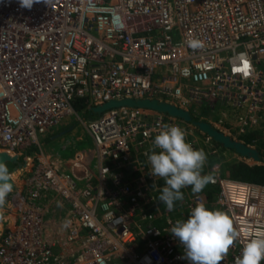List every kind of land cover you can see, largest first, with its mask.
Segmentation results:
<instances>
[{
	"label": "built area",
	"instance_id": "obj_1",
	"mask_svg": "<svg viewBox=\"0 0 264 264\" xmlns=\"http://www.w3.org/2000/svg\"><path fill=\"white\" fill-rule=\"evenodd\" d=\"M128 98L205 105L223 133L264 137V0H41L30 10L0 0V152L18 162L0 208V264H190L170 230L207 199L193 194L162 216V178L148 162L161 126L183 120L128 106L79 118L94 150L76 152L66 172L42 150L39 137L77 114L75 100L95 114ZM204 171L217 189L208 207L239 232L220 264H235L264 236V184L231 179L219 160Z\"/></svg>",
	"mask_w": 264,
	"mask_h": 264
},
{
	"label": "clouds",
	"instance_id": "obj_2",
	"mask_svg": "<svg viewBox=\"0 0 264 264\" xmlns=\"http://www.w3.org/2000/svg\"><path fill=\"white\" fill-rule=\"evenodd\" d=\"M40 2L18 0L21 8L29 10ZM43 3L46 4L47 0H43ZM189 44L193 48L201 46L200 41L195 39L189 41ZM206 159L203 149H194L186 142L185 133L179 126H161L154 137L148 162L151 175L165 181L166 186L162 188L158 201L168 211L174 209L175 202L183 200L182 188L191 186L193 193H199L210 183L211 177L201 174ZM12 190L9 170L0 161V208L5 205L6 197ZM170 233L182 245L183 258L190 264H220L229 247L239 237V232L227 214L220 209H210L203 203L194 206L187 219L177 220ZM261 261H264V236L252 238L244 244L235 264H261Z\"/></svg>",
	"mask_w": 264,
	"mask_h": 264
},
{
	"label": "rangeland",
	"instance_id": "obj_3",
	"mask_svg": "<svg viewBox=\"0 0 264 264\" xmlns=\"http://www.w3.org/2000/svg\"><path fill=\"white\" fill-rule=\"evenodd\" d=\"M201 112L202 116H198V112ZM189 114H192L195 116L196 120L195 121H216L217 114L216 113H211L205 105L201 107L194 106L189 109ZM85 120L86 118L88 119L87 116H84L81 112H77V114H73L70 116H67L63 118L58 129L50 130V132L47 134V139L48 140H43V138L39 137V141L41 143L42 150H44L45 154H48L47 152H53L56 151L57 154L61 155L64 157L66 160L67 158H71L70 156L72 155L74 150H79L81 149L82 152L84 149H90L91 153L93 154V143L90 135L86 132H84V129L80 125L81 121L79 120ZM179 127L184 131L185 133V139L187 141H191L196 149H203V151L206 153L207 159L205 161V164L202 169V175H205L204 168L206 165H208V157L213 156L216 159H218L224 167L228 166L229 163H234V162H242L245 163L249 166H260L263 165V163H255L251 160L243 159L236 153L230 151V150H225V151H220L219 149H214L213 144L211 141L207 138L206 135L201 133L197 128H195L192 124H187L185 122L179 123ZM53 129V128H52ZM236 139L234 135H229ZM63 139V140H61ZM61 140V142H59ZM237 140V139H236ZM70 145L67 146L66 144ZM58 144L61 147L63 144L65 146H62V150L58 148ZM67 148H73L72 150H67ZM214 151V154L213 152ZM212 152V153H211ZM87 154V153H86ZM211 154V155H210ZM88 155V154H87ZM21 160L22 158H18ZM13 164L14 163H6V166L9 170V172H12L13 170ZM224 171L227 173L228 171L226 168H224ZM16 176L12 175V179H15Z\"/></svg>",
	"mask_w": 264,
	"mask_h": 264
},
{
	"label": "trees",
	"instance_id": "obj_4",
	"mask_svg": "<svg viewBox=\"0 0 264 264\" xmlns=\"http://www.w3.org/2000/svg\"><path fill=\"white\" fill-rule=\"evenodd\" d=\"M73 107H74L76 112H81L84 116H87L88 119L98 117V114H91L90 110H88L89 107H88L86 99L75 100ZM190 116H191L192 120H194V121L196 120L195 116H193L192 114H190ZM84 132L86 133L85 130H84ZM237 140L242 141L247 146H254L258 150V152L264 156V137L262 135H260L258 133H251V134H247L246 136H244L242 138H237ZM210 141L213 144L214 149H219L220 151L228 150V149H225L221 144L214 142L211 139H210ZM69 147H70V145H69ZM72 149L73 148H67V150H65V151L72 150ZM79 151H81V149L74 150L71 156H73L76 152H79ZM83 151H85V153H87L89 157L92 156L90 149H84ZM230 151L234 152L233 150H230ZM215 160H218V159H216L215 157L213 159V156L208 157L209 163H211ZM224 168H226V170L228 171L227 172L228 176L233 180H238V181H242V182H256V183L264 184V163H263V165H260V166H249V165L242 163V162H234V163L232 162V163H229L228 166H226ZM164 186H166V185H165L164 179L162 178L160 181V188L156 192L157 197L159 196V194H160V192ZM181 191L183 193L184 198L181 201L175 202L173 211L184 209L183 208L184 207L183 201L193 194L203 195L207 199V203H208L207 207L209 206V204L211 202H213V200L215 199V197L217 195V189L210 187L208 184L199 193H193L191 191V186L182 188ZM158 204H159L158 211L161 213L162 216H165L166 214L170 213V211L167 210L166 206L163 203L159 202ZM161 221H162V219L157 220L155 222V224L160 225Z\"/></svg>",
	"mask_w": 264,
	"mask_h": 264
},
{
	"label": "water",
	"instance_id": "obj_5",
	"mask_svg": "<svg viewBox=\"0 0 264 264\" xmlns=\"http://www.w3.org/2000/svg\"><path fill=\"white\" fill-rule=\"evenodd\" d=\"M123 106L146 108L160 113H166L172 117H177L186 123L192 124L201 133L207 135V137L212 139L214 142L221 144L225 149L233 150L240 157L251 160L255 163H264V156L261 155L256 148L247 146L243 142L233 139L206 121L192 120L189 112L184 109L178 108L175 105L169 103L159 102L156 99L135 100L128 98L119 101L112 100L100 106L93 107L92 112L100 115L112 108ZM0 161H3L5 164L14 163L18 165L16 156H11L6 152H0ZM10 182L12 183L11 179Z\"/></svg>",
	"mask_w": 264,
	"mask_h": 264
},
{
	"label": "bare ground",
	"instance_id": "obj_6",
	"mask_svg": "<svg viewBox=\"0 0 264 264\" xmlns=\"http://www.w3.org/2000/svg\"><path fill=\"white\" fill-rule=\"evenodd\" d=\"M70 157L71 158H67L64 162L59 157H57V159L55 160V163L56 165H58L60 171H65V172L69 171V167L72 164L70 160L73 158V156H70ZM12 184L14 183L12 182Z\"/></svg>",
	"mask_w": 264,
	"mask_h": 264
},
{
	"label": "crops",
	"instance_id": "obj_7",
	"mask_svg": "<svg viewBox=\"0 0 264 264\" xmlns=\"http://www.w3.org/2000/svg\"><path fill=\"white\" fill-rule=\"evenodd\" d=\"M58 126H59V124H58L55 128L51 129V131L54 130V129L57 130V129H58ZM49 132H50V131H48L47 134H48ZM47 134H46L44 137H42L43 140H44V142H45V140H48L47 137H46ZM61 140H63V139H61ZM61 140H60L59 142H61ZM66 145L69 146V143L66 144ZM62 146H65V145L63 144ZM62 146L60 147L59 144H58V148H60L61 150H62ZM47 153H48V155H53V156H55V157H59L63 162L65 161L64 157L61 156V155H59V154H57L56 151H53V152H47ZM2 215H3V214L0 213V218L2 217Z\"/></svg>",
	"mask_w": 264,
	"mask_h": 264
}]
</instances>
